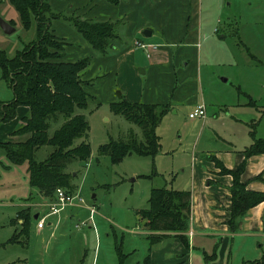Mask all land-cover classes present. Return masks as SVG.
Here are the masks:
<instances>
[{"label":"rangeland","instance_id":"374dc122","mask_svg":"<svg viewBox=\"0 0 264 264\" xmlns=\"http://www.w3.org/2000/svg\"><path fill=\"white\" fill-rule=\"evenodd\" d=\"M194 1L202 9V24L192 52L185 54L187 49H179V43L169 49L174 62H179L176 71L184 73L185 83L193 81L196 91L192 96L191 89L181 87L177 100H170L171 110L155 129L161 149L153 158L131 154L117 162L99 153V146L110 138L126 139L129 132L141 138L142 133L136 124L110 110L107 96L112 79L104 74L107 70L95 69L94 76L104 71L100 74L103 79L96 77L98 95L88 102L86 109L78 111L89 123L86 140L90 156L85 162L74 161L66 169L75 190L61 187L83 202L74 201L65 208L51 222L47 233L36 234L31 225L26 256L29 263L45 260L57 264H146L150 241L142 233L145 227L137 212L147 206L150 190L156 187L186 190L193 180L194 168L204 167L203 159L209 160V156L222 149L243 151L253 139H264V0ZM0 16L15 27L10 34L0 28V50L11 58L35 39V25L24 29L8 0L0 3ZM154 33L151 42L159 39L155 37L158 33ZM121 72L115 82V95L126 88V78L123 74L120 77ZM139 77L143 87L150 80L149 73ZM159 82L156 77L153 83L155 90L161 92ZM180 83L178 79L175 85L179 87ZM193 97L197 102L204 101L205 118H189ZM12 98V89L2 78L0 67V101L8 102ZM80 140L76 139L74 144ZM45 149L36 151L38 161L45 158ZM23 165L26 167V163L20 166L9 163L4 149L0 148V244L11 235L9 221L20 197L28 194ZM90 205L96 207L95 230L89 228L92 225L88 218L79 229L75 227L78 219L73 224L63 220L69 209L82 211L80 218L84 220ZM54 233L57 239L49 245ZM215 242L216 239L213 245ZM260 242L257 251L255 242L236 241L234 247L243 246L232 249L229 263L241 264L243 258L264 255V240ZM120 248L126 254L123 258L118 252ZM191 249L190 264H204L202 254ZM19 252L17 246L0 247V263L16 261Z\"/></svg>","mask_w":264,"mask_h":264},{"label":"trees","instance_id":"16d2710c","mask_svg":"<svg viewBox=\"0 0 264 264\" xmlns=\"http://www.w3.org/2000/svg\"><path fill=\"white\" fill-rule=\"evenodd\" d=\"M8 1L17 11L24 29L35 25L36 37L11 58L6 57L4 51L0 50L2 78L13 93L12 100L0 101V125L13 120L17 116L18 108H26L25 114L19 118L17 127L9 133L26 137L20 141L8 138L0 142V148L4 149L9 163L15 165L26 163L30 186L53 198L56 188L75 190L74 186L70 185L66 169L74 161L85 162L90 156L86 140L89 123L85 115L78 111L86 109L89 100L92 99L85 86L92 84L96 78L84 81L80 76V71L90 63V56L73 62L61 60L66 43L50 32L51 21L61 19L68 22L100 56L122 49L125 41L117 33V22L92 21L76 15L66 16L53 12L48 0ZM106 1L113 5L120 2ZM1 2L3 0H0ZM109 107L113 113L120 114L127 121L136 124L141 129L142 136L137 138L129 132L126 139L115 141L110 138L107 143L99 146V153L109 155L115 162L131 154L153 158L161 149L155 129L164 115L171 110V102L163 104L130 102L124 95H119L118 100L110 103ZM76 139L81 140L74 144ZM45 147L50 150H46ZM41 148H44L47 154L43 160L38 161L35 153ZM242 153L245 158L263 154L264 139H253ZM208 158L219 169L220 174H228L232 178L228 187L231 207L227 224L229 230L235 232L237 223L245 217L247 211L264 201V192L248 190L241 182L245 160L239 168L231 170L214 155ZM255 178L260 179L261 175ZM191 204L190 190L152 188L147 206L137 212L144 227L152 231V234L147 235L150 245L171 234L186 249H190L188 232ZM17 217L22 220V227L19 232H14L7 242L16 241L21 236L28 239L29 213L21 210ZM15 221L16 219L12 220L13 223ZM220 243L221 238L218 237L210 252L200 251L204 264L217 259ZM148 250L150 251V246ZM118 252L120 258L126 256L121 248ZM241 264H264V256Z\"/></svg>","mask_w":264,"mask_h":264},{"label":"crops","instance_id":"0c3cea01","mask_svg":"<svg viewBox=\"0 0 264 264\" xmlns=\"http://www.w3.org/2000/svg\"><path fill=\"white\" fill-rule=\"evenodd\" d=\"M48 2L50 8L55 12H66V14L76 15L82 19L92 21L117 22V30L120 29L119 31H121L120 34L118 31L117 33L125 41V46L105 56L98 55L85 39L65 21L53 19L50 25V32L66 43L61 60L73 62L86 56L91 57L87 67L80 71L82 80L89 81L96 77L103 79L102 73L105 70L108 71H105L104 74H109V79H112V83H109V95L107 96L109 104L118 100L119 96L114 93L115 82L121 71L120 77L123 74L127 83L126 88L120 92V95H124L130 102L163 104L173 100V98L177 100V93L181 87L191 89L190 93L192 96L193 93L195 94V83L193 81L185 83L186 77L183 76L184 73L176 71L179 62H174L172 51L169 49V46L179 43V49H187L185 54L192 52L193 45L197 42L196 36L200 23L202 24V9L195 4L194 0H120L117 5H113L106 0H48ZM143 29L151 30V35L149 37L143 36ZM154 31L159 35L155 36L156 39L157 37L159 39L151 42L149 40L155 34ZM161 38L166 41H161ZM135 41L144 42L151 45V47L147 49L137 47ZM153 45L156 47L153 48ZM175 63L177 64L175 65ZM142 65L145 66L139 69ZM98 67L103 68L104 71L98 72V75L94 76V70ZM147 73L150 74V80L148 79L143 87L139 75H147ZM156 77L160 81L159 89L161 92L155 90L156 84L153 82ZM99 78L92 84L85 86L92 99L98 95L96 87ZM178 79L181 82L179 87L175 85ZM171 91L172 93H170ZM191 101L193 108L197 104L204 102L203 100L197 102L194 97ZM25 112L26 108H18L17 116L13 120L0 125V142L6 141L8 138L20 141L26 137L24 135H9L17 127L20 122L19 118ZM42 149L44 148L39 150L41 151ZM213 155L226 168L231 170L239 168L245 160V169L241 174V182L246 185L248 190L264 192V153L245 158L242 151L230 148L216 151ZM203 161L204 167L194 168L193 180L189 188L186 189L191 191L192 200L190 215L192 236H189L191 248L197 249L199 252L201 250L210 252L214 239L220 237L221 243L218 257L209 264L229 263L233 254L232 249H241L243 246L234 247L236 241L242 243L255 242L254 249L259 251L257 247L261 246L262 243L260 241L264 240V201L250 208L245 217L237 223V231L231 232L227 221L230 217L231 207L228 187L231 185L232 178L228 174H220L219 169L215 167L212 161L206 158ZM24 168L28 194L20 197L21 201L15 207L17 209H14V216L9 221V227L11 228L10 237L14 232H19L22 227V220L17 217V213L21 210H26L30 219L28 239H24L21 236L16 241L7 242L10 238L8 237L5 243H1L0 247L2 248H6L7 245L20 247V252L18 253L20 257L16 261L0 264H57L45 263V260L29 263L26 259L31 241L30 227L33 226L32 229L36 234L47 233L52 223L57 220L56 216L65 210L58 214L47 215L50 210L49 204L53 198L43 195L36 187L28 184L26 167L24 166ZM258 175H261L260 179L255 178ZM94 198L95 195L92 196L93 200ZM67 213L63 220L69 224L77 219L81 220L82 211L69 209ZM42 217H44L45 223L41 228H38L36 225L37 220ZM87 218L88 216L84 220ZM13 219H16L14 223L12 222ZM89 228L94 230L93 227ZM142 233L147 238V235L152 234V231L144 228ZM54 238L57 239L56 233L51 237L49 245ZM191 248L186 249L176 237L169 234L167 237L150 245L149 260L146 264H190L189 255ZM262 256L264 255H258L254 258H243L242 262L259 259ZM80 264L83 263L81 262Z\"/></svg>","mask_w":264,"mask_h":264},{"label":"built area","instance_id":"2783aa9c","mask_svg":"<svg viewBox=\"0 0 264 264\" xmlns=\"http://www.w3.org/2000/svg\"><path fill=\"white\" fill-rule=\"evenodd\" d=\"M135 45L143 49H147L148 47H151V45L140 41H135ZM152 47L155 48L156 46L153 45ZM205 115H206L205 105L203 103L197 104L193 108V110L189 112V118H196V117L205 118ZM74 201H77L80 204L83 202V199L78 197L76 194L72 195L71 193L67 192L62 188H56L53 200L49 204L50 210L47 215L58 214L59 212L63 211L65 208L72 206ZM95 208H96L95 206H91V205L87 207L89 211L88 220L91 221V225L94 228V230H95V225H94L93 216L95 215L96 212ZM44 223H45L44 217H42L39 220H37L36 225L38 228H41L44 225ZM85 223H87L86 220H79V222L75 224V227L79 228L85 225ZM191 234L192 232L191 230H189L188 235L191 236Z\"/></svg>","mask_w":264,"mask_h":264},{"label":"water","instance_id":"95a60500","mask_svg":"<svg viewBox=\"0 0 264 264\" xmlns=\"http://www.w3.org/2000/svg\"><path fill=\"white\" fill-rule=\"evenodd\" d=\"M0 28L3 30V32L10 34L12 32L15 31V27L13 25H11L9 22H7L6 20H4L1 16H0ZM142 35L145 37H149L151 35V30L149 29H143L142 30ZM143 72V70H142ZM225 81V79H224ZM120 93L117 92V96H119ZM36 217V216H34Z\"/></svg>","mask_w":264,"mask_h":264}]
</instances>
